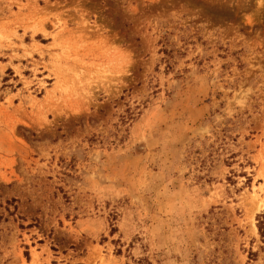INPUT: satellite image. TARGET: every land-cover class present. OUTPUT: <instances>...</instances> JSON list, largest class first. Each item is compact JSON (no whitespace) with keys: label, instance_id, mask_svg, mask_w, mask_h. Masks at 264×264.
I'll list each match as a JSON object with an SVG mask.
<instances>
[{"label":"rangeland","instance_id":"obj_1","mask_svg":"<svg viewBox=\"0 0 264 264\" xmlns=\"http://www.w3.org/2000/svg\"><path fill=\"white\" fill-rule=\"evenodd\" d=\"M259 202L264 0H0V264H264Z\"/></svg>","mask_w":264,"mask_h":264},{"label":"trees","instance_id":"obj_2","mask_svg":"<svg viewBox=\"0 0 264 264\" xmlns=\"http://www.w3.org/2000/svg\"><path fill=\"white\" fill-rule=\"evenodd\" d=\"M164 54L166 53V49L161 51ZM256 230L260 241V249L264 251V212L256 217ZM257 258V252L249 251L248 259L255 260Z\"/></svg>","mask_w":264,"mask_h":264},{"label":"bare ground","instance_id":"obj_3","mask_svg":"<svg viewBox=\"0 0 264 264\" xmlns=\"http://www.w3.org/2000/svg\"><path fill=\"white\" fill-rule=\"evenodd\" d=\"M257 208H264V203L263 202H259L257 205Z\"/></svg>","mask_w":264,"mask_h":264}]
</instances>
